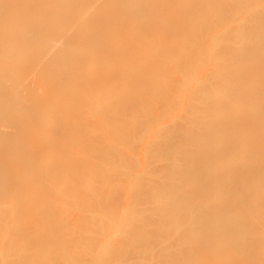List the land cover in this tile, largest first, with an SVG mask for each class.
<instances>
[{"label": "bare ground", "instance_id": "bare-ground-1", "mask_svg": "<svg viewBox=\"0 0 264 264\" xmlns=\"http://www.w3.org/2000/svg\"><path fill=\"white\" fill-rule=\"evenodd\" d=\"M18 1L19 0H17L16 3H18ZM37 1H41L43 3H51V1L53 2L55 0ZM37 1L35 0L34 2H32L31 0H23L21 2L20 0L21 4L19 2L17 4L18 6H16V3H14L15 0H0V10L1 12L7 13H5L6 17L8 16L9 11H11V14H13L15 17V11L24 10L20 8L26 7L27 5L29 6V4L31 3L35 4ZM83 1L85 7L94 6L95 9L89 15L85 12V10L81 13L78 12L80 14L79 18L81 20L79 27H81V29L85 31H81V33H75V35H71L70 37L67 36L69 39L66 36L65 38H62L61 44L57 45V52H53V55L54 53H60V56L61 54H63V51H65V54H63V56L68 54V50L66 49L69 45H71V47H74L75 45L80 47V52H82V54H79L81 56L72 60L73 63L75 62L74 64L72 63V61L70 62L72 66H70V69L73 70L72 68H75V71L73 72L75 74L69 72L71 74L70 75L68 73L69 77L71 76L69 81H74V83H68L70 84V89L71 87L73 88V86H75L74 89L76 92L83 88L81 89V94L85 93L82 90L85 91V89H88V91L86 90L83 100H76L80 104L75 101L74 106L75 104L83 106L94 115L93 118H90V125H88L89 121L87 123L88 126H91L92 130L101 129L104 127L103 129H101L102 131L100 130L101 134H98L100 138L96 137L100 141L97 139V141H95L93 138H89L88 147L94 154L92 153V155L90 156H85L87 150H84L86 149L85 147H83L84 141L79 137H75L71 134L72 131L70 130L74 128L72 126V128L69 127V130L67 131V133H65L67 127L66 124H68L69 121L66 118L61 119L60 117L61 115L62 117H64V112H66V110L68 109L69 104L67 107H65L60 103L58 113L51 111L49 108L54 104L52 102L55 101L54 96L50 95V86L46 85V83L48 82L47 79H49V77H47L44 82H42L43 80L40 81L41 79L37 76V73H40L41 70H38V67H35L31 64H25V66L29 65V69L32 68L34 72L32 73V70H28L30 71L31 75L34 74L35 76L32 77L33 79L29 78L31 77L29 72L26 69L24 71V67L22 68V60L25 63L27 62V59L25 57H21L20 53L18 54V59L20 57L19 61L21 60L20 63L22 64L19 65L20 68L19 66L16 67L19 68L18 70L20 71L18 76H21L22 79L16 76L18 72L17 68L15 69V67H8L10 59H8L9 61H7L6 59V65L4 63L2 65L1 63V69H3L2 67H6V69L4 68L6 72L9 70H12L14 72H12L13 74L10 73V75L8 76H16V79H20L18 81H11L13 82L14 86H9L12 87L11 89L8 87V92L11 90L9 93L3 92L7 90L2 91L1 89H6V87H4V85L3 87L2 85H0V114H4L3 117L9 119L11 118L10 116L14 117V115L16 114V118L12 117V120L16 119V121L12 122V126L10 127L13 133V141H11L12 135L10 139L8 138L9 133H7L8 136L5 139L1 138L2 135L5 137L6 133L4 132L7 129L6 127L11 125V122L9 125L3 124L2 130H4V127L5 130L4 132L0 131L1 133H3L0 134V194L6 196V200L0 202V232L3 234H0V238L4 242L6 240L15 242L33 241L36 243L43 242L49 244L50 241H47V235L50 234L52 236L55 231H58V239L64 240H58V244H56L57 249L55 252L59 253L63 250L62 247L64 246L66 249V245H68V243L72 244L68 246V253L66 252V254L68 256L70 254V263H75L74 257H78L79 259L81 258L79 252H77L76 249L73 250V246H76L78 249V245L75 243H80L83 240H87L89 241V243H91L90 241L93 237L92 236L90 239L82 238L80 237V232L93 224H98V220L100 221L101 219H105L108 222V226L106 228L113 237L112 247L115 250L121 249V251L123 252L125 249L123 244L126 242H124L123 239H128L136 233L138 236L143 238L144 242L146 240L145 244L148 245L147 247H144L145 249L142 248V250L140 249L135 253L133 252L132 255L134 254L133 256H136L142 261H145V263L147 261L148 264H172L175 261L178 263L182 260H190L192 261V264H204L206 260H202L201 255L204 256L207 254L208 243H204V253L200 255V253H198L197 251L198 242L196 241L194 231L192 229L182 227L177 221V219L184 217V212L178 208V204L173 205L171 201H191L197 200L200 194L217 195L227 193L221 187V185L216 182H212L209 184H200L199 186L194 185L191 187L185 185L186 183H189L196 178V174L192 170L193 164H201L200 162L194 163V149H205L200 148L199 144L202 143L206 137H208V134H210L213 144L215 146L219 145L220 140L215 135L220 129L224 128L223 121H227L229 133H232L236 138H239L241 142L237 146L224 145L221 150V157L235 153L236 156L240 158L241 164L244 165V157L249 158L250 155L256 152L261 145L264 146V126H261L254 136H249L245 133L247 127H256L258 125L257 123L252 124V122L256 118H263L264 110L249 113L240 110L238 116L235 118H229L221 114V111L228 107L227 105L225 106L224 102H227V99L230 97L228 95L229 89H233L236 87L237 89L242 90V82L249 80L250 77L254 74V71L251 70L249 66L245 67L247 63V54H249V56L251 57H262L264 59V0H249V2L248 0H160V3L159 0H129L127 4L132 8L122 9L120 7H117L113 10L100 6V3H98L99 0ZM114 1L123 2L125 0ZM150 1L155 6H157L158 9L156 7H153L157 10L154 11V9L149 7L152 5L151 3V5L149 4ZM6 2H9L10 5H8ZM252 2L254 3V5ZM4 3L8 5L9 10H6V5ZM96 3L98 5L97 8ZM251 3L254 6L253 7L251 5L253 9H251V6V8H249V4ZM74 4L72 0H70L68 9H74L75 11L77 7ZM137 6H139L140 8ZM2 7L5 8V10ZM36 8H38L37 11L35 10ZM36 8L29 13L21 12V14L17 15V19L21 23V26L17 27V29L15 30H17L16 33L22 35V40H24L26 35H32L34 33L38 34L39 30L44 32L43 35H47L50 32L49 30H51L49 27H38L39 29L37 28L36 32L32 30V23H34V21L38 19L37 17L40 18V15H42L43 13L42 11H44L42 7ZM40 8L42 9V11ZM141 8L144 9L141 10ZM39 12L40 14H37ZM52 16L54 20L61 21L66 17V12L60 11L57 8H53ZM204 17H208L206 21L207 23H203V19H205ZM44 19L45 18H43V22L47 20V18L45 20ZM3 21L5 20L2 19L1 21L0 19V25L7 24L8 22L7 20L5 22ZM128 22L135 25L132 32H130L129 35L125 38L126 40H117L116 32L119 28L126 25ZM108 23H114V26L110 29L109 32H107L106 30V26ZM224 32L225 34H223ZM13 36L16 39L19 38V36H15L14 33L12 34V37ZM66 39H68L67 41L69 42L65 41ZM252 39H254L256 42H253ZM62 40H64L65 42H63ZM22 42L23 41L19 43V46H21L20 44H22ZM62 47L63 51L61 53ZM92 47L94 48V51L90 50L93 49ZM26 52H31V54H38L37 50H26ZM57 54L54 55V57L57 56ZM175 54L183 56L181 57V60L171 62L170 58H172ZM53 55H51V58H54ZM107 55H115L119 57L116 63L117 68L115 70L104 71L101 68L102 61ZM88 60L91 61L88 62ZM127 60H131L129 67L126 62ZM83 62H86L85 65L87 67L92 66V69H90L89 67L82 68L81 64H83ZM80 67L81 69H79ZM48 69H45L46 74L47 71H49L50 73L51 68L49 67ZM77 69H79V71L81 70V73ZM22 70L23 72H21ZM53 70L55 69L53 68ZM191 70H194L195 73ZM26 71L27 73H24ZM143 71H145V73H152V81H154L155 79H163L169 76L172 77V75L173 78L175 76L174 79L176 82L177 79L180 80L176 83L178 87L177 85L174 86L176 89L174 87L172 88V83V85L170 84L169 86H167L169 88L166 87L163 89V91L161 90V88L156 90L157 92L155 91V94L159 95V100L157 101L158 103L156 102V106L148 104L149 109L154 108L152 110H149V114L151 116L153 115L152 117H154V119L156 117V119H158V121L156 122H159L158 126L160 127L162 124L163 128H158V130L161 131H158L157 129H155V127L150 128L149 131L145 134L146 138L144 137L147 140L139 141L138 146L139 149H141V151H139L142 152L143 148L144 150L148 149L145 151H149L146 152V155L148 154V157L145 155V153L142 155L141 153H139L140 156L143 157L145 155L147 159L150 160V162L153 160L154 162L152 161V163L153 165L154 163H156L154 165L156 167L152 166V163L149 162L151 165H148L152 166L150 167L151 172H149L148 169L146 173L150 174L144 175L145 173H140L141 176H139V179L136 178L138 175L135 177V179H137L136 181L131 177V173L129 171V169L133 165L131 157V163H129V153L128 156H126L127 152L133 150V146L129 141V144L126 143L127 140L125 141V137L129 132L132 136L137 132L142 131L143 128V125H140L142 127L141 128L139 125H136V122L133 119L129 118L132 117L131 114L134 116L137 111H140L134 103L136 102L135 100H137L135 96L137 95V93H139L138 87L145 82L144 80V82L140 81ZM189 71L193 73H189ZM77 72L79 74H77ZM25 74L29 75V80H26L27 77ZM68 74H61V76L66 75L67 78ZM72 74L74 75V78ZM188 74L192 75V77H189ZM193 74H195L196 76L198 75L196 79L197 81H194L196 77H193L195 76ZM47 76H49V74H47ZM69 77L66 80H68ZM36 78H38L39 82L42 83L35 81L34 79ZM58 78V82L56 80L57 78H54L56 81L54 83H56V86H60L59 89H61L62 83L60 82V77ZM81 78L84 80L87 78V83L85 84L84 80L83 83ZM185 78H187V80ZM30 79L33 85H31ZM23 80H25L26 82L28 81L31 89L35 87L33 90L34 93L27 90L30 88H28L29 86ZM183 80L186 81L185 84V81ZM188 80L194 81L193 84H190L192 81H190V83H187ZM75 81L77 82V85ZM78 82H80L81 85H84V87L81 86ZM140 82L142 84H140ZM20 83H22V86L24 84V89H22V91H20V89L22 88ZM18 85L20 86V88ZM25 85H27L26 88ZM34 85H37V87ZM78 85H80V88H78ZM135 85H138V87ZM186 86H190V91ZM46 88L47 90H50L44 91V89L46 90ZM185 88L188 90V92ZM25 90L29 91L30 94L29 92H24ZM134 90L135 92L137 90L136 94L135 92H133ZM158 91L160 92V94L162 93V96L158 93ZM184 91L185 94L183 93ZM130 92L133 94V96ZM182 93L184 95H182ZM35 94H37V96ZM180 95L183 96V98L180 97ZM20 96L22 99H20ZM25 96L30 98V100H33L32 103L34 106L31 107L32 103ZM18 97L19 99H17ZM32 97H34V99H32ZM91 97H94V99H91ZM72 98H74V95ZM21 100L26 101L23 103V101ZM243 100H247V103L250 105L256 102L254 99L249 98L247 95L243 96ZM18 103L20 104L18 105ZM22 103L23 105H21ZM157 104H159V106ZM179 104L180 112L175 116V118L173 117V120H175V122H173L171 119V126H167L170 124L167 120L163 121L164 124L163 122L160 123V120L162 121L164 118L171 117L173 115L172 113H170L171 110L173 109L172 111L174 112V110L179 107L177 106ZM15 105L17 108H19L20 106H25L24 108L26 109L28 107H31L32 110L30 108L28 109L29 111L31 110L30 112H28L29 114L32 111V114H34V111L36 110L35 113L37 114L31 115V117L37 115L38 117L36 116V119L38 120L31 122L29 120V117L27 123L26 117L28 114H25L27 111H25L24 113H22V111H19L17 114V109L14 112L15 114H13L12 109L13 107H15ZM60 105L63 106L64 110L60 108ZM80 106H75L73 107V109L76 111L75 108ZM34 107L35 109H33ZM4 108L7 111L4 110ZM135 108L137 110H135ZM74 110L73 112H75ZM151 111H153V113ZM166 114L167 117H164L166 116ZM17 115L19 118H21V115L22 118L26 115L24 119L21 118V120H24L22 121L23 123L17 124L18 121L21 122ZM162 115L163 117L161 119ZM59 119H61L60 122H62L63 120L65 124L63 122L61 124L59 122ZM124 120L127 121V123L124 122ZM210 120L212 121L207 122ZM56 121L57 124H55ZM119 122H121L122 124L120 125ZM128 122H130L131 125L130 123L129 125H127ZM39 124L41 125L40 127ZM133 124L137 127L136 130H138L137 132L135 131V134H131V131L135 130L133 129L135 128ZM13 125L15 126L13 127ZM26 125H30V132L28 131L29 133L27 134L31 133L33 137L36 134L32 132H35V130H37L36 133L42 135L40 132H38V130L40 128L44 129L45 127L46 130H44V137L42 136L43 140L40 139L39 143L37 142L39 140L38 137H41L40 135L38 136V134V139L33 138L31 135H25L27 137L23 136V134L25 133L22 134L21 131L26 132V130H21L20 128L22 127V129H25ZM23 126L25 127L23 128ZM124 127H126V134ZM13 128L15 130L19 129V132L14 131ZM128 128L132 129L129 130ZM10 129L8 128V130L6 131L9 132ZM152 129H155L154 132ZM156 130L158 131V133ZM14 132L19 133V138L17 136V133L14 134ZM149 132H151V135H149ZM101 139L103 142L101 141ZM6 140L9 141L6 142ZM106 140L108 142H106ZM149 140H151V142H148ZM44 141L45 143H47L44 144ZM142 141H145L143 142L144 146L142 143H140ZM3 142H6V144L8 143L7 147L4 146L5 144ZM108 143L113 144L112 147H114H108ZM21 144H23L24 146H22ZM139 144L142 146L140 147ZM106 145H108L107 148ZM19 146H22L21 149ZM17 147H19L20 150H18ZM71 150H73L75 157H82V159L79 160L78 163L73 165L72 168H68L72 158L66 153ZM116 150L117 152L115 153L114 151ZM121 152L125 155V157ZM113 153L115 154L113 155ZM196 153L206 154L208 153V151L206 150ZM121 154L123 157H121L122 159L120 158ZM97 156L100 160L96 158ZM111 156H117L114 157V160L118 158V160L120 161L118 163V161L116 162L115 160V162L120 165H124V169L119 171L120 173H116L117 175L113 174V176H115L117 179L113 176L111 177L110 175V179L114 178V183L118 181L116 185L114 184L115 187H110L113 186V182L109 180V176L102 169V167H105V165L109 163L110 159L113 158ZM171 157L176 159L174 161L175 165H170L167 170H164V166L166 164H164L165 162L163 161ZM94 160H97L99 163L96 164ZM220 160H222V158L216 159V161ZM249 161L254 166H257L258 158L255 154H253ZM189 163L190 167L188 166ZM96 165H99L100 167ZM261 166L264 169V153ZM154 168L157 172L154 171ZM255 168L256 167H252V170H254ZM96 170L100 174L102 183L106 185H104L103 192L102 190L99 191L94 186V182L95 180H97ZM239 170L246 178L250 176V173L248 172L249 169L246 166ZM38 172L39 174H37ZM153 173L156 174H154L153 176ZM118 175H120V178L122 176L120 181L119 177H117ZM155 175H157V177ZM147 176H150V178H147ZM140 177L142 178L140 179ZM76 179L80 181L78 182ZM131 179L135 180L134 183L131 181ZM121 180H123L124 182ZM140 180L145 183L140 182ZM153 180H155L156 184H153ZM119 182H123L124 185L122 183L119 184ZM137 182H139V184ZM77 186H80V188ZM44 189L47 190L43 191ZM49 189H54V191L51 190L53 193ZM80 189L81 195L78 196L80 193ZM48 190L51 193L49 195V198H52V196L56 194L57 197L55 199H49L47 195L49 194L47 193ZM121 193L123 194L121 195ZM124 194H127L126 196H124L125 200L124 198L122 199ZM117 195L119 198L117 197ZM251 196L253 197V194ZM58 198H60L62 201ZM164 198H166L170 203V206H172V210L171 212H166L162 209L159 213V217L161 218L160 221L155 224V227L152 228V231L151 228H149L150 231H148L149 229L145 226L150 222L149 220L151 219L150 217H148L147 219L142 218L143 216H146L145 206L150 203V200L152 202H157ZM54 200L55 203H53ZM61 202L64 204H62ZM118 203L121 204H119L120 207L122 206L124 208L121 207L120 210L119 206L116 207ZM55 204L58 206H55ZM248 205L250 208H245L244 213H242L241 215V217H243L245 221L250 222V219H254L258 216V214L264 215V208H260V206L254 205L250 201H248ZM134 211L139 212V214L135 216L133 214ZM120 212H122V216ZM256 212L258 214H256ZM119 213L121 217L118 215ZM123 214H125L124 218H122ZM114 215L117 218L120 217L118 218V221L121 222L119 223L122 225L121 228H119L117 218ZM122 219H124L123 223ZM66 229L70 230L67 231ZM72 229H77L76 231H74L75 234L74 232L71 234V236H73V234L74 236L71 237L69 235L70 238L69 236L66 237V233L68 234ZM162 229L165 231V235L162 234ZM122 230H124L123 233H121ZM237 231L239 232V235L237 234ZM118 232L120 233V235H122L118 236ZM234 232V234H227V236H225L224 238L222 237L224 241L221 243V248L225 247L228 251L227 259L223 260L222 264H264V241L263 243H261L260 241L256 242L259 249L256 250L254 254H252L251 250L253 246L252 242H250L249 240L252 234L249 231L243 233L238 229H235ZM62 233L64 236L62 235ZM204 234H206L208 239V233L204 231L202 227L199 228L198 235L203 236ZM260 234L262 233L258 234L260 238L257 236V234H255L253 237H257V239H261L262 236L264 237V234ZM54 235L52 236V238L55 237ZM75 235L77 236L75 237ZM125 235H128L127 238L125 237ZM78 236L80 237V241L77 238ZM165 236H169V238L167 237V239L172 238L171 240H174V242L172 241V243L170 240L171 245L169 244V242V246L166 244L167 246H162L156 251V243H160L163 238L166 239ZM213 236L216 235L213 234ZM220 236H223V233ZM65 237L67 238V240ZM75 238H77V240ZM72 239L75 240L72 241ZM93 240L95 241L96 237H94L92 241ZM172 244L176 246L174 247ZM18 245L19 244H17V246ZM120 246L122 248H120ZM172 246L174 247V249ZM164 247L166 249L168 248L171 254L169 253V250L167 249L166 251ZM147 248H150L151 254L143 251V249L147 250ZM153 251L156 252L154 253ZM122 252L120 253L122 254ZM237 252H243L245 254L244 258L236 260L231 259L232 254ZM15 254L16 250L14 251L13 256ZM50 257L51 256H49V258ZM57 257L58 254H54V258ZM108 257L102 258V256L100 255L98 259L100 262L99 264L107 262L112 258L110 257L109 259ZM175 257L176 259H178H174ZM45 259V254L42 251H38L30 257V264H41L45 261ZM85 260H89L91 264H94V258H85ZM85 262L83 263L85 264ZM9 264H16V261L11 257L9 259Z\"/></svg>", "mask_w": 264, "mask_h": 264}, {"label": "rangeland", "instance_id": "rangeland-1", "mask_svg": "<svg viewBox=\"0 0 264 264\" xmlns=\"http://www.w3.org/2000/svg\"><path fill=\"white\" fill-rule=\"evenodd\" d=\"M22 1L23 0H21V2ZM31 1L34 2L35 0H31ZM69 1L70 0H55L53 2L51 1V3H43L41 1H37L35 4L33 3L34 5L31 3V4H29V6L27 5L26 7H21L20 8V9H24V10H17V11H15L14 12L15 17H14L13 14H11V11H9V13H8V16L9 17L7 16L8 18L6 17V14L7 13L6 12H1V10H0V12L2 13V14L0 13V19H1V21H2V19L5 20V21L6 20L8 21L7 24L0 25V77H1L0 78V85H2V87H3V85H4V87H6V89L5 88L4 89L3 88L1 89L2 91L3 90H7V91H3V92H8V89L9 88L10 89L12 88V87H9V86H12V85L14 86L13 82H11V81H14V80L18 81L21 78V76H18L19 71H20L18 69L20 68L19 65H21L22 63H23L22 64V68L24 67L23 68L24 71H25V69L27 71L28 70H30V71L32 70V68L29 69V65L25 66V64H31V65H33L35 67H38L39 68L38 70H41L40 73H37V76L41 79L40 81L43 80L42 82H44V80L47 77H49L50 81L53 80V81L50 82L49 79H47L48 82L46 81L47 82L46 85H49L50 88H51V92L49 91L50 92V95L51 96H54V98H55V101L52 102L54 104L49 107L50 110L53 111V112L58 113V111H59V104L60 103L63 104L65 107H67L68 104H69V107L66 110V112L63 111L65 113V115H63L64 117H62V115L60 116L61 119L66 118L69 121L68 124H66L67 127H66V130H65V133H67V131L69 130L68 129L69 127L70 128L74 127V128H72L73 130L72 129L70 130V131H72L71 134L74 135L75 137H79L80 139H82L84 141V144H83L84 146L83 147L86 148V149H84L85 151L87 150L86 153H85V156H90V155H92L93 152L88 147V140H89V138H93L95 141L99 140V139H97V138H100V136L98 134H101V131H102L101 129H103L104 127L101 128V129L92 130L91 129V126H88V125H90V122H91V119L90 118H93L94 115L88 109H86V108H84L83 106H80V105H76L75 104V106H80V107L75 108L76 111L73 109V107H75L74 106L75 101L76 100H79L80 101L81 99L83 100L84 99L83 97H85L86 90L88 91V89H85V91L82 90L85 93L82 92L83 94H81V89H83V88H81L79 91L76 92L75 89H74L75 86H73V88L71 87V89H70V84L68 83V82H70V83L72 82V81H69L70 80V77H71V76L69 77V74H70L69 72L73 73L75 71L74 70L75 68H72L73 70L70 69L72 67L71 64H70V62L73 59L77 58V57L79 58V56H81L79 53L82 54V52H80V47L79 46L75 45L74 47H71V45L68 46V44H67L68 48L66 49V50H68L67 51L68 54H66V55L63 56V54H65V51H63V47H62V50L60 49L61 50V53L63 51V54H61L62 56L61 55L59 56L60 53H58V54L56 53L57 56L54 57V55H56V54L54 53V55H53V52H57V45L58 44H61V39L62 38H65V36L66 37L67 36L70 37L71 35H75V33H79V32L81 33V31L82 32L85 31V30H82L81 27H79L80 26V23H81L80 22L81 20L79 18L80 17V14L78 12L81 13L82 11L85 10V12L89 15L95 9H94V6L85 7L83 0H72L73 4L75 3L74 5L77 7L76 10L74 11V9H72V10L71 9H68ZM128 1L129 0H125L123 2H115L114 0H99L98 3H100V6H102L103 8H109L111 10H113V9H115L117 7H120L122 9H124V8H132V7H130L127 4ZM16 2H17V0H15L14 3H16ZM19 2H20V0L18 1V3ZM21 2H20V4H21ZM248 2H249V0H248ZM248 2H247V5H248ZM18 3H16V6H18L17 5ZM150 3H151V1L149 2V4ZM155 3H158V2H155ZM159 3H160V0H159ZM252 3L249 4V8H251L254 5V3H253V5H252ZM7 4L10 5L9 2ZM7 4H5L6 5V10H9ZM151 4H150L151 6H149V7H151L152 9H154L155 7L157 8V6H155L153 3H151ZM30 5H32V6H30ZM97 6L98 5L96 3V8H97ZM31 7H33V8H31ZM36 7H42L44 9V11H42V9L40 8L43 13L41 12L42 13V15H40L41 17L40 18L37 17L38 19L35 20L34 23H32V26H31L32 30H34L36 32L38 27H40V28H42V27H49L51 30H49L50 32L47 35H43L44 32L39 30V33L38 34H35L34 33L32 35H26V37L24 38V40H22L23 39L22 35H19L18 33H16L17 30H15V29H17V27H20L21 26V23L17 19V15L18 14H21V12H23V13H29V12L33 11ZM137 7H139V6H137ZM253 7L251 9H253ZM53 8H57L60 11H65L66 12V17L63 20H61V21L54 20V18L52 16V10H53ZM3 9L5 10V8H3ZM37 9L38 8H36L35 10L37 11ZM143 9L144 8H141V10H143ZM157 9H154V11L157 10ZM249 13H250V11H249ZM37 14H40V12L37 13ZM74 15H75V18H74ZM43 18H45V19L47 18V20L44 19L45 21L43 22ZM204 18L205 19H203V23H205L207 21V18L208 17L207 18L204 17ZM5 21H3V22H5ZM113 26H114V23H108L107 26H106L107 32H109L110 29ZM134 26H135L134 24L128 22L126 25H124L121 28H119L118 31L116 32L117 40H122V41L123 40H126L125 38L129 35L130 32H132ZM13 33L15 34V36L16 35L19 36V38L16 39L14 36L12 37V34ZM223 34H225V32ZM68 39H66L65 41H67ZM21 41H23V42H22V44H20L21 46H19V43ZM59 41H60V43H59ZM62 41L65 42L64 40H62ZM127 41H128V38H127ZM252 41L253 42H256L254 39H252ZM67 42H69V41H67ZM63 44H65V43H63ZM62 45H60V46H62ZM60 46H59V48H60ZM65 47H64V49H65ZM26 50H30V51L37 50L38 51V54L37 53L36 54H31V52H28L27 53ZM90 50H93L94 51V48L93 49H90ZM19 53L21 54V57H25L27 59V62L24 63L23 60H22V63H20V61H21V60L19 61L20 57L18 59V54ZM51 55H53L54 58H51ZM182 56L175 54L172 58H170L171 59L170 61L171 62H175L177 60L179 61V60H181V57ZM6 59H7V61H9L8 59H10V63L8 65V67H15V69H16L17 68L16 66H19V68H17L18 72H17L16 76H18L20 78H17L16 79V76H8V75H10V73L13 74L14 72L12 70H9V71H7L8 72L7 73L5 71L6 67H2L3 69L5 68L4 70L1 69V63H2V65H3V63L5 64ZM50 59H52V60H50ZM118 59H119V57L118 56H115V55H107V56H105L104 59H103V61H102V64H101V68L104 71L105 70L106 71L115 70L117 68L116 63H117V60ZM90 61L88 60V62H90ZM86 62L85 63L83 62V64H81L82 68H84V67L88 68L89 67V66L87 67L85 65ZM126 62H127L128 67H129V65L131 63V60H127ZM72 63H73V61H72ZM51 66H53V67H51ZM248 66H249V68L251 70L254 71L253 76H251L249 80H247L245 82H242V84H243V89L242 90H239L236 87L233 88V89H229L228 95L230 97L227 99V102H224L225 103V106L227 105L228 107L221 111V114L222 115L227 116L229 118H235V117L238 116V113L240 112V110H242L243 112H248V113L249 112H254V111H258L259 112V111L264 110V59L262 57H251V56H249V54H247V63L245 65V67H248ZM30 67H32V66H30ZM49 67L51 69H50V73H49V71H47V74H49V76H47V74L45 72V69L47 70ZM53 68L55 70H53ZM89 68L92 69V66L89 67ZM79 69H81V67ZM79 69H77V70L79 71ZM27 71L24 72V73H27ZM30 71H28L29 74H30ZM54 71H55V73H54ZM86 71H87V69H86ZM191 71L194 72V70H191ZM191 71H189V73ZM4 72H5V74H4ZM21 72H23V70ZM193 72H191V73H193ZM32 73H34L33 70H32ZM61 74H68L69 79L66 80L68 77L66 78V75H62L61 76ZM73 74H75V73H73ZM77 74H79V73L77 72ZM25 75L27 77L26 80H29V78H32L34 76V74L33 75L30 74L31 77H29L28 74H25ZM58 75H60V76H58ZM86 75H88V74H86ZM188 75H189V77L190 76L192 77V75H190V74H188ZM193 75H195V74H193ZM57 76L60 77V82L62 83V88L61 89H59L60 86L58 87V86H56V83H54V82H56L54 78H57L56 79L57 82L59 81V78ZM193 77H196L195 79L194 78L193 79H194V81H197L196 79H197L198 75L197 76L195 75ZM73 78H74V75H73ZM174 78H175V76H174ZM174 78H173V75H172V77L169 76V77H166V78H163V79L162 78L161 79H155L154 81H152V79H153L152 78V73L151 72H146L145 73V71H143L142 77H141V80L140 81H142V82L145 81V82L143 84L140 82V84H142V85L139 86V87H138V85H135V86H137L139 88V90H138L139 93H137V90H136V92H135V90L133 91V92H135V94L137 93V95L135 96V98L137 100H135L136 102L135 103L133 102V103L136 104V106L138 107V109L140 111L139 112L137 111V113L134 116L131 114L132 117H129V118L133 119L136 122V125H139V126L140 125H143L144 131H143V128L140 126L142 128V131L137 132L138 131V130H136L137 127L133 124L134 127H135L133 129H135V130L131 131L132 132L131 134H135V131L137 133L135 135H132L131 136L130 135V132L128 131L129 133L125 137V141L127 140L126 143H128V141H129L132 144V146H133V150L132 151L130 150L131 153L130 152H127V154H126V156H128V153H129V158L127 157L129 159L128 160L129 163H131L130 162V157H131V161L133 163L132 167L129 169V171L131 173V177L133 179H135V177L137 175L138 176L136 178L139 179V176H141L140 173H143V174L145 173L144 175L150 174V173L147 174L146 172L148 171V169H149V172H151L150 171L151 170L150 167H152V166H154L156 164V163H154V165H153L152 158H151V160H152L151 162H150L149 159H147V157H148L147 155L148 154L146 155V152H149V151H145V150H148V149H145L144 150V148H143L142 149V152H140L141 149H139L138 143H139L140 140H147V139H145L146 138L145 137L146 136L145 134L149 131L150 128L155 127V129H157V130H158V128H161V129L163 128L162 127V124H161L160 127L158 126V123L159 122H156V121H158V119H156V117L154 119V117H152L153 115L151 116L149 114V112H150L149 110H152L154 108L151 107L152 109H149V105L148 104H152V105H155L156 106V102L159 100L158 99L159 98V95L155 94L157 92L156 90H158L159 88H161V90L163 91L164 88H166L170 84L172 85V83H173V85H172V88H173L174 86L177 85L176 83L180 80V79L179 80L177 79V82H176ZM23 79H25V78H23ZM81 79H79V80H81ZM181 79H183V78H181ZM185 79L187 80V78H185ZM34 80L37 81V82H39L38 78H36ZM83 80L84 79H82V82H83ZM86 80L88 81V79L86 78L84 80L85 84L87 83ZM23 81H25V80H23ZM30 81H31V79H30ZM183 81H185V80H183ZM190 81H192V80H190ZM190 81L188 80L187 83L188 82L190 83ZM194 81H192L190 84L192 85ZM25 82H23V83H25ZM42 82H39V83H42ZM49 82H50V84H49ZM72 83H74V81ZM78 83H80V82H78ZM185 83H186V81L184 82V84ZM20 84H21V87H22L20 89V91H22V89H24V87H23L24 84H23V86H22V83H20ZM26 84L29 86L28 88L31 87L30 84H28V81L26 82ZM178 84H180V83H178ZM27 85H25V88H26ZM31 85H33L32 81H31ZM57 85H59V84H57ZM76 85H77V82H76ZM80 85H81V83H80ZM80 85H78V88H80L79 87ZM34 86L37 87V85H34ZM81 86L84 87V85H81ZM179 86H181V85H179ZM190 86L189 87L186 86L188 88V90L190 89ZM177 87H178V85H177ZM19 88H20V86H19ZM34 88H32V89L30 88V89H27V90H29V91H31V92L34 93V91H33ZM167 88H169V87H167ZM76 89H77V87H76ZM130 89H132V88H130ZM135 89H137V88H135ZM182 89H183V87H182ZM40 90H41V88H40ZM48 90H50V89H48ZM48 90H47V88H46V90L44 89V91H48ZM188 90L186 89L187 92H188ZM29 91H26L25 90L24 92H29ZM49 92H47V93H49ZM158 93L160 94L159 91H158ZM183 93L185 94V91ZM183 93H182V95H184ZM29 94H30V92H29ZM23 95H25V94H23ZM35 95L37 96V94H35ZM46 95H48V94H46ZM73 95H74V98H72ZM160 95L162 96V93ZM244 95H247L249 98L254 99L256 102L254 104H252V105L248 104L247 103V100H243V96ZM42 96H43V93H42ZM132 96H133V94H132ZM29 97H30V95H29ZM94 97H91V99H94ZM178 97H179V95H178ZM180 97L183 98V96H181V95H180ZM26 98H28V97H26ZM40 98H41V96H40ZM17 99H19V97ZM20 99H22L21 96H20ZM28 99L30 100V98H28ZM32 99H34V97H32ZM38 99H39V97H38ZM42 100H43V98H42ZM44 100H45V98H44ZM21 101H23V100H21ZM25 101H23V103ZM32 101L33 100H30L31 103H32ZM15 102H17V101H15ZM76 102H78V101H76ZM23 103L21 105H23ZM26 103H25V105H26ZM19 104L20 103H18V105ZM78 104H80V103L78 102ZM16 105H15V107H16ZM157 105L159 106V104H157ZM32 106H34L33 103L31 105V107ZM177 106H179V107L177 109L174 108L175 109L174 112L172 111L173 109L170 112L173 115L171 117H167V114H166V116H164V117H167V118H164L162 121L160 120V123H162L163 121H166V120L169 121V123H170L171 122L170 121L171 119H172L173 122H175V120H173V117L175 118V116L180 112V109H179L180 108V104L177 105ZM15 107H13V109H12L13 114H15L14 112L17 109H18L17 114H18L19 111H22V113H24L25 111H27L25 113V114H28L27 117H26L27 118L26 119L27 121L25 120L27 123H28L29 117H30L29 120L31 122L32 121L34 122L35 120H38V119H36L38 117L37 115L31 117V115L37 114V113H35L36 110L34 111V114H32L33 111L30 114L28 113V112H30L32 110L31 107H28L27 109L24 108L25 106H20L21 109H20V107L19 108H17V107L15 108ZM22 107H23V109H22ZM5 108H4V110L7 109V108L6 109ZM29 108L31 109L30 111L28 110ZM60 108L62 110H64L63 109V106H61ZM33 109H35V107ZM72 109L75 112H73ZM10 110H11V107H10ZM135 110H137V109L135 108ZM155 110H154V112H155ZM8 111H9V109H8ZM128 111H130V110H128ZM151 112L153 113V111H151ZM42 113H44V112H42ZM1 115L2 114H0V128H1L0 131L1 132H4L5 127L3 128L4 130H2V125L3 124H8L9 125L10 122H11V125H9V126L6 127L7 128L6 130H8V128L10 129V127L12 126V122H15L16 119L12 120V117L13 116H10L11 118L9 119V118L3 117L4 114L2 116ZM15 115H14L13 118H16ZM168 116H170V115H168ZM6 117H7V115H6ZM17 117H18V115H17ZM24 117L22 118V115H21V118L22 119H24ZM162 117H163V115L161 116V119H162ZM18 118H17V120H18ZM21 118H19V119L21 120ZM61 119H59V122L61 121ZM121 119H123V118H121ZM131 119H129V120H131ZM22 121H24V120H21V122L18 121L19 123L17 122V124L23 123ZM88 121H89V124L87 125ZM127 121L124 120V122H126V123H127ZM211 121L212 120L207 121V122H211ZM62 122H63V120H62ZM62 122H60V123L62 124ZM130 122H128L127 125H129ZM135 122H132V123H135ZM41 123H43V122H41ZM63 123L65 124V122H63ZM119 123H120V125L122 124L121 122H119ZM256 123L258 124L256 127H251L250 126V127H247L246 128V132H245L246 135H249V136L256 135L258 129L261 126H264V117L263 118H256L252 122V124H256ZM40 124H39V127L41 126ZM55 124H57V121L55 122ZM125 124H124V126H125ZM163 124H164V122H163ZM165 124H166V122H165ZM223 124H224V128L220 129L218 131V133L215 135L220 140V144L219 145H216L215 146L213 144L212 140H211L210 134H208V137H206L205 140L202 143L199 144V147L200 148H205V149H198V148L197 149H194V151H193L194 152L193 154L195 156V162L194 163L200 162L201 164L200 165L193 164L192 170L196 174V178L193 181H191L189 183H186L185 185L188 186V187H191V186H194V185L199 186L200 184H209V183H212V182H216V183L220 184L221 187L227 193L217 194V195H213V194L201 195L200 194V196L198 197L197 200H191V201H184V200L183 201H178V200L175 201V200H172L171 201V203L173 205L174 204H178L179 205L178 208L184 212V217H181L180 219H177V221L180 223V225L182 227L187 228V229H192L194 231V235L196 236V241L198 242L197 251H198V253H200V255L202 253H204V243H206V242L208 243V252H207V254L204 255V256L201 255V259L202 260H206V262L204 264H222V261L225 260V259H227V255H228L227 249L225 247H222L221 248V243L224 241L222 239V237L224 238L225 236H227V234H232V233L234 234L235 233L234 232L235 229L241 230L243 233H246V232L249 231L252 234L251 237L249 238V240H250V242H252V246H253L252 247V250H251V253L252 254H254V252L259 249L258 246H257V244H256V242L260 241L261 243H263V241H264V237L263 236L261 237V239H257V237L256 238L253 237L255 234H257V236H258L259 233L264 234V215H262V214L259 215L256 212V214H258V216L255 217L254 219H250V222L245 221V219L243 217H241L242 213H244V211H245V208L246 209H249L250 208L249 205H248V201H250L254 205L260 206V208H264V169L261 166L262 157H263V153H264V146L261 145L256 152H254V153H252L250 155L249 158L244 157V159H243L244 165L241 164L240 158H238L235 153H233L231 155L229 154L227 156L221 157L220 154H221V150L224 147V145H234V146H237L241 142V140L239 138H236L232 133H229V128H228L227 121H223ZM30 125H32V124H30ZM30 125H26V127L23 126V128L25 127V129H22V127L20 128L21 130H26V132L21 131L22 134L25 133V134H23V136H25V135L30 136L31 135V133L30 134H27V133L30 132L29 131L30 130ZM130 125H131V123H130ZM14 126L15 125H13V127ZM167 126H171V123L169 125H167ZM37 128H38V126H37ZM122 128H123V126H122ZM125 128L126 127H124V129ZM35 129H36V125H35ZM130 129H132V128H130ZM6 130L4 132V133H6L5 137L2 135L1 138L2 139H5L9 135L8 138L10 139V137L12 135V137H11V139H12L13 138V133L11 131L12 129H10L9 132L6 131ZM13 130L14 131H18L19 129L18 130L17 129L15 130L13 128ZM44 130H46L45 127H44V129L43 128H40L38 130V132H40L42 135H40L39 133H36L37 130H35V132H32V133H34L36 135L33 134L34 137L32 135L31 136L33 138H37V134H38V136L40 135L41 137H38L39 140L37 141L39 143L40 139H42L44 137V134H45ZM152 130H150V131H152ZM154 130H153V132H154ZM31 131H32V128H31ZM158 131H161V130H158ZM158 131H157V133H158ZM1 132H0V134H3ZM7 133H9V134L7 135ZM15 133H17V132H14V134ZM150 133L151 132H149V135H151ZM125 134H126V129H125ZM17 136L19 138V133H17ZM15 137H16V135H15ZM25 137H27V136H25ZM32 137H30V138H32ZM14 139H17V138H14ZM45 140H46V137H45ZM8 141L9 140H6V142H8ZM11 141H13V139ZM101 141H102V139H101ZM6 142H3L5 144V145L3 144L5 147H7V145H8V143L6 144ZM106 142H108V141L106 140ZM143 142H145V141H142L140 143L143 144ZM148 142H151V140H149ZM43 143L46 144L47 142L45 143V141H44ZM104 144H106V143H104ZM21 145L24 146L23 144H21ZM108 145H106V148H107V146L108 147H112L113 144H111V143L109 144L108 143ZM22 146H19L20 149H21ZM141 146L142 145H140V147ZM143 146H144V144H143ZM19 147H17L18 150H20ZM206 150L208 151V153H206V154L196 153V152H202V151H206ZM110 151H111V149H110ZM114 152L116 153L117 150L114 151ZM115 153H113V155ZM139 153H141V155L145 153V155L147 157L145 155L142 157V156H140ZM66 154H68L72 158L71 159V163H70V165H69L68 168H72L73 165H75L76 163L79 162V160L82 159V157L81 158L80 157H75L74 156V153H73V150L68 151ZM122 154H121V156L119 155L120 158L122 157ZM253 154H255L257 156V158H258L257 166H254L249 161V159L252 157ZM100 155H98V156H100ZM98 156L96 158L98 160H100L98 158ZM111 157H113V158L110 159L109 163L106 164L105 167H102V169L109 176V180H111V182H113L114 178H111L110 179V175L112 177L113 174H116V173L118 174L119 171H121V170L124 169V165L118 164L119 161H120V160H118V158L115 159L116 162L118 161V163L115 162L114 157H117V156H111ZM124 157H125V155H124ZM86 158H88V157H86ZM218 158H222V160L216 161V159H218ZM175 160L176 159H174L172 157L169 158V159L164 160L163 162H165L164 164H166L164 166V170H167L170 165H175V163H174ZM94 161H95L96 164L99 163L97 160H94ZM149 162L152 163V166H150L151 164ZM246 162H247V164H246ZM148 164H150V165H148ZM159 165H160V163H159ZM96 166L100 167L99 165H96ZM162 166H163V164H162ZM188 166L190 167V163H189ZM244 166H246L249 169L248 172L250 173V176L248 178H246L241 173V171L239 170V169L244 168ZM154 167H156V166H154ZM252 167H256V168L254 170H252ZM40 170H41V168H40ZM154 171H156L155 168H154ZM37 174H39V172ZM96 174H97V180H95L94 186L96 187V189H98L99 191L102 190V192H103L104 191L103 188H104V185L105 184L102 183V181L100 179V174H99V172L97 170H96ZM154 174H156V173H153V176H154ZM155 176L157 177V175H155ZM113 177H115V176H113ZM117 177H119V181L122 178V176L120 178V175H118ZM141 178L142 177H140V179ZM147 178H150V176L149 177L147 176ZM137 179H135V180L137 181ZM135 180H132L131 179V181L133 183H134ZM145 180H147V179H145ZM77 181H76V184H77ZM121 181H123V180H121ZM153 181H154L153 184H156L155 183V180H153ZM117 182H115V183L113 182V184L111 183L113 186H110V187H115L114 184L116 185ZM123 182H119V184L120 183L123 184ZM140 182H143V181L140 180ZM149 182H152V181H149ZM137 183L139 184V182H137ZM143 183H145V182H143ZM141 185H143V184H141ZM38 187H39V184H38ZM77 187L80 188V186H77ZM108 187H109V185H108ZM46 190L47 189H44L43 191H46ZM49 190L47 191V193H49V194H47L48 195V198H49V195L51 194L50 191L51 190L54 191V189H51L50 191ZM115 190H116V188H115ZM125 192H123V193H125ZM119 193H118V195H119ZM123 193H121V195ZM252 194H253V197L251 196ZM47 195H46V198H47ZM80 195H81V189H80V193H79L78 196H80ZM118 195H117V197H118ZM126 195L124 194L123 197H122V199ZM56 197H57V194L56 195H53L52 198H49V199H55ZM60 198H58V199L61 200ZM3 200H6V196L0 194V202H2ZM124 200H125V198H124ZM120 201H121V199H120ZM51 202H52V200H51ZM124 202H123V204H124ZM53 203H55V200H54ZM62 204H64V203H62ZM119 204L120 203H118V205H116V207L119 206ZM55 206H58V205L55 204ZM60 206H61V204H60ZM121 207L119 206V209L120 210H121ZM171 207L172 206H170V203L167 201L166 198H164V199H162L160 201H157V202H152L150 200V203L145 206V208H146V216H143L142 217L143 219H147L148 217H150V219H151V220H149L150 222L145 227H147L148 229L151 228V231H152V228H154L155 227V224L157 222H159L160 219H161L159 217L160 211L163 209L166 212H171V210H172ZM122 208H124V207H122ZM117 210H118V208H117ZM120 213H121V216H122V212H120ZM120 213L118 214L119 216H120ZM77 214H79V213H77ZM133 214L136 216V215L139 214V212L134 211ZM254 214H255V212H254ZM124 215L125 214H123V217L122 218H124ZM120 217H118V218H120ZM118 218H117V223L119 224L121 222L118 221L119 220ZM123 221H124V219H122V223H123ZM107 226H108V222L105 219H101L100 221L98 220V224H95V225L93 224V225H91V226L83 229L82 232H80V237H82V238H89L90 239L93 236L91 238V241H90L92 244L89 243V241H87V240H83L80 243L79 242L75 243V244L78 245V249H77L76 246H73V250L76 249L77 252H79V255L81 256V258L84 259V260H82L80 258L82 261L78 257H74L75 258V263H70L71 262V260H70L71 258H69L70 254L68 256L66 254V252L68 251V249H67L68 246H70L72 244H69L68 242H67L68 245H66V249L67 250L65 249V246H64V247H62L63 250L61 249L62 251H60L59 253L55 252L56 249H57L56 244H58V240H59L58 239L59 237H57V235L59 236V233H58V231H55L54 232L55 235L53 234L55 236L54 238H52L53 235L51 236L50 234H48L47 237H46L47 238V241L48 242L49 241L51 242V243L49 242V244L43 243V242L42 243L41 242H37L36 243V242H33V241L32 242L31 241H29V242H15V241H7L6 240L4 242L0 238V264H9V259L11 257L16 261V264H30V257L33 256L38 251H42L45 254V257H46L45 261L43 263H41V264H82L83 262L86 261L85 258L86 259H92V258H94V264H99L100 262H99L98 259H99L100 255L102 256V258L103 257L106 258L108 256L112 257L111 259H110V257H108L110 260H108L107 262H104V263L101 262L102 264H146V263L148 264L147 261L145 263V261H142L138 257L133 256L134 254L132 255L133 252L135 253L137 250H140V249L142 250V248H144L145 246L147 247L148 244L147 245L145 244L146 240L144 242L143 238L140 237V236H138L135 233L130 238L123 239L124 242L126 241L125 243L123 242L124 243L123 246L125 248L123 252L121 251V249H119L120 251L119 250H115L112 247L113 237L109 233V231L107 230V228H106ZM121 226L122 225L119 224V228H121ZM64 227H65V225H64ZM201 227L204 229V231H206L208 233V235H209L208 239H207L206 234H204L203 236L198 235V230ZM69 230H67V231H69ZM76 230L77 229H72L68 234L66 233V235H67L66 237H68L69 235L71 236V234L74 231H76ZM64 231H65V229H64ZM123 231L124 230H122L121 233H123ZM148 231H150V229ZM78 232H79V230H78ZM164 232L165 231L163 230L162 231V234L165 235ZM222 233H223V236H220ZM0 234H2V233L0 232ZM74 234H75V232H74ZM74 234H73V236H74ZM213 234H215L216 236H213ZM237 234L239 235V232L238 231H237ZM262 234H260V235H262ZM62 235H63V233H62ZM121 235H120V233L118 234V236H121ZM70 236H69V238H70ZM73 236H71V237H73ZM76 236L77 235H75V237ZM127 236L125 235L126 238H127ZM80 237L79 236L77 237L79 241H80ZM94 237H96V240L95 241L94 240L92 241V239ZM167 237L169 238V236H167ZM167 237H166V239L163 238L160 243H158V242L156 243L157 244V247H155L156 251L158 249H160L162 246H165L166 244L168 245V243L170 242V240L172 238L171 239H167ZM77 238H75V239L77 240ZM75 239H72V241L75 240ZM1 240H2V242H1ZM63 240L60 239L59 241H63ZM66 240H67V238H66ZM114 241H115V239H114ZM172 241L174 242V240H171V242ZM171 242L169 243L170 245H171ZM147 243H148V241H147ZM17 244H19V245L17 246ZM172 245L174 246V244H172ZM154 246H155V244H154ZM174 247H173V249H174ZM107 248H111V249H107ZM120 248H122V247L120 246ZM144 249H143V251H146L149 254H151L150 253V248H147V250H144ZM167 249H166V251H167ZM15 250H16V254L13 256V253H14ZM156 251H153V252L155 253ZM162 251H163V249H162ZM120 252H122V254ZM169 253L171 254L170 250H169ZM54 254H58V257L57 258H54ZM49 256H51V257L49 258ZM244 256H245V254L243 252H237V253L232 254L231 259H234V260L241 259V258H244ZM96 257H97V259H96ZM174 259H176V257ZM72 261H74V260H72ZM149 262H150V260H149ZM87 263L91 264L89 262V260L85 262V264H87ZM31 264H35V263H31ZM172 264H192V261H190V260H187V261L182 260V261H180L178 263L175 261Z\"/></svg>", "mask_w": 264, "mask_h": 264}]
</instances>
